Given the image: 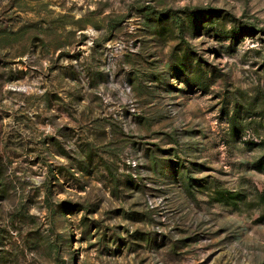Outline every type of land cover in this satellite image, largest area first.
Listing matches in <instances>:
<instances>
[{
  "label": "rangeland",
  "instance_id": "obj_1",
  "mask_svg": "<svg viewBox=\"0 0 264 264\" xmlns=\"http://www.w3.org/2000/svg\"><path fill=\"white\" fill-rule=\"evenodd\" d=\"M0 264H264V0H0Z\"/></svg>",
  "mask_w": 264,
  "mask_h": 264
}]
</instances>
